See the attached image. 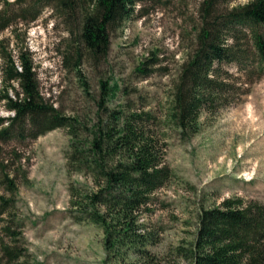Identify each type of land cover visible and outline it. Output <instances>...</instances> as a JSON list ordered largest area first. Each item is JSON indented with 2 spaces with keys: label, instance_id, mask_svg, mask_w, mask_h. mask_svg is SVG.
<instances>
[{
  "label": "rangeland",
  "instance_id": "374dc122",
  "mask_svg": "<svg viewBox=\"0 0 264 264\" xmlns=\"http://www.w3.org/2000/svg\"><path fill=\"white\" fill-rule=\"evenodd\" d=\"M4 1L16 0L0 4ZM202 1L137 3L132 17L110 33L107 55L92 57L81 48L76 67V33L52 7L34 21L0 31V52L15 56L22 49L33 63L44 103L78 120L80 140L92 139L93 128L112 110L155 117L148 129L172 176L139 217L153 240L145 248L154 264H190L182 252L195 242L203 210L238 198L264 205V76L253 74L239 95L223 97L224 106L202 111L194 128L178 129L167 117L180 68L195 49ZM247 1L232 0L222 8ZM142 63L147 76L137 72ZM221 69L236 72L233 65ZM105 88L111 95L103 105ZM18 93L17 85H2L0 60V119L13 117L9 100ZM26 135L0 140L1 263L119 264L108 259L100 226L71 219L68 188L95 187L89 176L67 172V130L36 139Z\"/></svg>",
  "mask_w": 264,
  "mask_h": 264
},
{
  "label": "trees",
  "instance_id": "16d2710c",
  "mask_svg": "<svg viewBox=\"0 0 264 264\" xmlns=\"http://www.w3.org/2000/svg\"><path fill=\"white\" fill-rule=\"evenodd\" d=\"M153 1H4L0 4V31L34 21L45 7H52L76 33V67L81 48L92 57H105L110 33L132 17L137 3ZM231 1L201 3L195 49L180 68L167 116L178 129L194 128L202 111L224 106L223 97L239 95L253 74L257 79L264 76V0L222 8ZM15 52V56L0 52L2 85L20 89L16 100H9L13 117L0 119V140L7 141L14 133H27L28 138L36 139L54 129H66L71 137L70 149L65 152L67 172L89 176L95 187L85 192L80 186L68 188L74 211L71 219L102 228L110 261L154 264V257L145 248L153 240L139 217L151 195L172 176L148 129L155 117L147 111L112 110L106 122L93 128L92 139L82 141L77 134L78 120L44 103L32 61L21 48ZM223 65L235 66V74L222 71ZM145 70L144 63L137 67V72L147 76ZM102 95L105 105L110 90L105 88ZM182 254L190 264H264V205L238 198L203 210L196 240Z\"/></svg>",
  "mask_w": 264,
  "mask_h": 264
}]
</instances>
